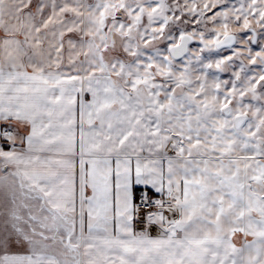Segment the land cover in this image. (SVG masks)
Instances as JSON below:
<instances>
[{"label": "snow or ice", "instance_id": "snow-or-ice-1", "mask_svg": "<svg viewBox=\"0 0 264 264\" xmlns=\"http://www.w3.org/2000/svg\"><path fill=\"white\" fill-rule=\"evenodd\" d=\"M0 264H264V0H0Z\"/></svg>", "mask_w": 264, "mask_h": 264}, {"label": "rangeland", "instance_id": "rangeland-1", "mask_svg": "<svg viewBox=\"0 0 264 264\" xmlns=\"http://www.w3.org/2000/svg\"><path fill=\"white\" fill-rule=\"evenodd\" d=\"M229 75H230V74H227V73L222 74L221 78H222V79H228V78H229Z\"/></svg>", "mask_w": 264, "mask_h": 264}, {"label": "crops", "instance_id": "crops-1", "mask_svg": "<svg viewBox=\"0 0 264 264\" xmlns=\"http://www.w3.org/2000/svg\"><path fill=\"white\" fill-rule=\"evenodd\" d=\"M87 99H90V97H87Z\"/></svg>", "mask_w": 264, "mask_h": 264}]
</instances>
